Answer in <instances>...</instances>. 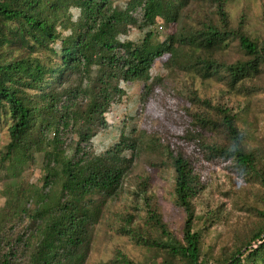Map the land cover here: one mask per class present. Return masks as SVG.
I'll return each instance as SVG.
<instances>
[{
	"label": "trees",
	"instance_id": "1",
	"mask_svg": "<svg viewBox=\"0 0 264 264\" xmlns=\"http://www.w3.org/2000/svg\"><path fill=\"white\" fill-rule=\"evenodd\" d=\"M225 1L207 0L214 9L198 21L200 26H183L160 42H154L155 32L147 30L137 42L118 39L131 19L127 11L117 8L114 0H0V115L10 118L9 140L1 158L15 170L34 152L40 153L44 182L61 184L60 195L50 198L49 203L45 197L33 208L23 202L20 192L19 197L14 189L4 192L3 209L8 210L9 217L31 219L36 225L37 240L29 248L26 239L22 241L20 237L0 239V264H83L84 228L99 213L92 208L91 198L85 201L86 196L97 191L103 204L117 196L128 170L125 162L129 160L122 152L142 147L123 136L110 149L93 154L89 148L93 133L86 132L74 152L68 154L59 134L82 117L87 122L102 117L109 103L123 94L117 85L111 87L113 79L147 81L153 59L169 53L171 62L201 79L217 78L231 90L246 94L261 89L258 80L264 83V37L251 36L243 25L231 26ZM141 5L142 26L154 24L157 17L165 23L176 20L173 2L141 0ZM70 6L80 11L76 21L65 17ZM262 20L264 25V14ZM58 25L70 28L69 35L60 37ZM233 39L237 40L240 57L226 62L222 56ZM56 40H60V45L54 48ZM41 48L50 51L46 61L33 55ZM74 72L80 73L82 82L65 92L61 101L50 84H63L65 74ZM246 81L252 83L248 86ZM80 93L87 102L77 105ZM190 102L200 108L190 114L186 139L197 143L207 158H231L238 171L257 174L264 183V169L258 166L260 150L249 145L245 130L238 126L239 113L195 94ZM49 112L51 115L43 122ZM53 126L55 132L49 137L47 132ZM154 145L155 139L146 143L153 151ZM162 148L173 168V204L184 214L181 235L168 228L157 204L151 205L145 196L147 178H140L134 191L135 200L141 199L145 208L143 225L132 226L125 220L120 230L137 244L164 251L169 259L163 264H209L200 259L201 236L193 230V200L203 185L181 152L170 153L167 145ZM4 240L6 247L1 246ZM253 241L257 246L250 247ZM243 246V251L240 247L226 262H264V228L254 231ZM121 256L123 264H145Z\"/></svg>",
	"mask_w": 264,
	"mask_h": 264
},
{
	"label": "rangeland",
	"instance_id": "2",
	"mask_svg": "<svg viewBox=\"0 0 264 264\" xmlns=\"http://www.w3.org/2000/svg\"><path fill=\"white\" fill-rule=\"evenodd\" d=\"M114 1L117 8L129 13L131 19L125 24L118 39L137 42L147 30H153V41L160 42L183 26H200L198 21L204 20L214 9L207 0H166L174 3L176 20L165 23L157 17L154 24L142 26L141 0ZM224 5L231 26L243 25V29L251 36L264 37V0H226ZM79 12L76 6H70L65 17L76 21ZM57 29L60 37H66L71 30L59 25ZM59 45L60 40L53 43L54 48ZM33 55L46 61L50 51L41 48ZM239 57L238 43L233 39L222 58L226 62H233ZM80 77L78 72L66 73L62 78L63 84L57 81L50 84V87L60 94V100L63 101L65 92H70L82 82ZM258 82L261 89L257 93L237 92L217 78L201 79L183 71L171 62L169 53H165L153 59L147 81L112 80L111 87L117 85L123 94L109 103L102 117H95L90 122L82 117L71 122L68 129L61 131L59 135L64 140V148L68 154L74 152L77 141L86 132L93 133L89 141L93 154H101L110 149L123 136L134 139L142 147L122 152L125 160H129L125 162L128 170L117 196L104 204L102 195L97 191L86 196L85 201L91 198L92 208L99 213L84 228L83 264H123L121 255L145 264H163L169 259L164 251L137 244L129 234L120 230L125 220L132 226L143 225L145 208L141 199L135 200L134 191L139 179L147 178L149 188L145 196L151 201V205L153 202L157 204L168 228L174 234L181 235L184 214L173 204V168L166 150L162 153V145H167L170 153L181 152L203 185L201 192L193 200V230L198 231L201 236L200 259L207 260L209 264H229L226 261L236 255L240 247L241 251L245 249L243 245L249 241L252 233L264 228V183L257 174L238 171L231 158H207L197 143L186 139L185 132L192 120L191 112L200 108L196 102H190L193 94L199 99L210 100L213 105H227L239 113L238 126L245 130L249 145L259 148L261 158L258 166L264 169V87L261 86L264 83L262 80ZM83 83L86 84L85 79ZM251 83L246 81L248 86ZM86 102L84 94L80 93L76 97L77 105ZM50 115L51 112L47 113L43 122ZM55 115L58 116L56 113ZM9 122V116L0 115V239L20 237L22 241L26 239L31 248L37 240L34 229L36 225L26 216H8V210L3 209L6 199L4 192L14 189L18 197L20 192L23 202L33 208L45 197L49 203L50 198L60 195L61 184L44 182L40 153L34 152L28 161L18 163L15 170L8 167L7 161L2 160L4 146L9 140ZM55 129V126L51 127L47 135L52 137ZM153 139L156 141L154 151L146 146ZM14 217L16 219L12 220ZM249 245L255 247L257 243L253 241ZM1 246H7L6 240L1 242ZM246 264L264 262L257 260Z\"/></svg>",
	"mask_w": 264,
	"mask_h": 264
}]
</instances>
